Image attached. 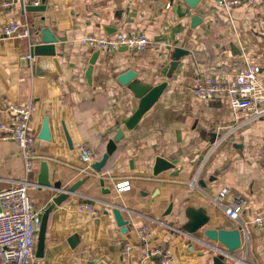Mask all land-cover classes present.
Here are the masks:
<instances>
[{"label": "crops", "instance_id": "1", "mask_svg": "<svg viewBox=\"0 0 264 264\" xmlns=\"http://www.w3.org/2000/svg\"><path fill=\"white\" fill-rule=\"evenodd\" d=\"M8 1L0 0V125L12 121L10 105L31 107L35 151L45 157L30 177L36 211L43 216L61 194L37 185L42 163H48L50 181H60L65 190L82 182L50 213L44 257L35 252L34 264H88L103 257L110 264H162L161 257L143 260L146 251L156 250L170 251L171 264H216L213 248L223 245L201 243L203 231L190 238L170 227L184 229L186 212L205 208L210 216L206 228L233 229L237 222L215 203L223 188L230 192L228 202L246 201L242 221L264 212V120L234 111L227 98L201 101L193 89L201 69L240 73L252 63L262 69L264 88V0L233 11L219 9L216 0H201L197 10L182 0L173 5L168 0H45L39 12L25 11L20 3L7 7ZM196 15L202 23L194 28ZM12 22H27L30 38L5 36ZM133 31L147 35L146 51L104 54L83 43L90 35ZM43 39L57 40L56 55L26 61L31 47ZM179 49L187 53L175 58ZM36 61L48 73L37 75ZM130 71L134 79L125 85L119 79ZM133 83L166 88L129 129L139 103ZM3 136L0 131V191L24 178L20 151ZM110 141L116 151L102 171L80 174L78 149L89 147L101 160ZM161 158L173 167L157 165ZM156 166L163 169L158 175ZM126 181L130 191L118 193L116 185ZM194 182L198 187L192 188ZM111 204L121 207L140 246L122 234ZM85 205L95 214L82 210ZM142 227L152 233L147 243L136 235ZM249 234L248 255H235L248 264H264V227H249ZM72 237L75 247L69 243ZM128 244L134 249L124 258Z\"/></svg>", "mask_w": 264, "mask_h": 264}, {"label": "built area", "instance_id": "2", "mask_svg": "<svg viewBox=\"0 0 264 264\" xmlns=\"http://www.w3.org/2000/svg\"><path fill=\"white\" fill-rule=\"evenodd\" d=\"M16 3L22 4L26 11L29 6H40L42 0H9L6 6L11 7ZM256 3L257 0H216L219 9L229 11L245 5L255 6ZM170 6L168 5V8ZM30 33L27 22L24 24L12 22L4 30L5 36H16L21 40L30 38ZM83 43L96 52L113 54L121 48H127L132 52H144L148 49L150 41L145 33L133 31L105 36L90 35L83 39ZM31 60V56L26 58L29 63ZM261 75V67L253 63L247 64L240 73L201 69L195 80L193 94L197 99L206 102L227 98L234 111L244 112L252 121L264 120V88ZM8 112L12 115V121L0 125V131L4 133L2 140L14 142L18 147L23 162L24 178L15 181L12 188L0 191V264H34L42 215L36 211L34 200L29 194V189L34 185L30 177L37 162L44 160L45 157L35 151V138L30 132L33 114L31 107L10 105ZM215 149L214 144L210 153H213ZM78 155L82 164L80 174L91 175L93 164L99 161L98 156L86 146L78 149ZM191 186L195 188L198 184L194 182ZM130 189L129 181L116 185L118 193L127 192ZM229 196V190L223 188L215 203L224 210L230 220L237 222L235 227L241 229L242 235V246L238 251L247 256L250 249L249 227H264V212L246 223L242 221L246 201L237 197L228 202ZM82 210L95 214L94 208L89 205L83 206ZM170 229L174 234L186 235L180 229L173 227ZM136 235L144 243L152 238L148 227L138 229ZM133 249L134 246L128 244L123 251V257L130 258ZM213 251L224 261L248 264L245 260L238 259L235 252H230L227 248H213ZM170 256V251L165 253L160 250L146 251L143 260L161 257L162 264H171L173 260Z\"/></svg>", "mask_w": 264, "mask_h": 264}, {"label": "water", "instance_id": "3", "mask_svg": "<svg viewBox=\"0 0 264 264\" xmlns=\"http://www.w3.org/2000/svg\"><path fill=\"white\" fill-rule=\"evenodd\" d=\"M175 0H168V2L173 5ZM181 1V0H177ZM187 7H189L192 10H197L198 5L200 4L201 0H182ZM45 10V0H42V3L40 6H29L27 7L26 11L28 12H39ZM200 23H202V19L199 15H196L192 19V27H197ZM57 40L47 41L46 39L42 40L41 44L33 45L30 49L31 58H39V57H54L56 55L55 50V44ZM120 51H128L127 48H121ZM187 53V51L184 50H177L176 54L174 55L175 58H179L180 54ZM48 73L46 70L41 69L40 62L36 61V74L37 75H44ZM135 74L130 71L127 74L123 75L119 80L123 84H128L134 79ZM131 88L134 90L135 96L137 99H139V103L137 106H134L135 108V114L129 119L127 122V127L129 129H133L142 116L147 113L152 106L157 102V100L162 95L163 91L166 88V85H160L155 88L150 87H143L138 84H132ZM41 137H45V135H42ZM116 143L115 141H110L107 147V151L102 157L101 160L95 162L92 166V168L97 172L100 173L102 169L105 167L108 159L112 154L116 151ZM157 165H163V169H169L173 167V163H169L165 161L164 159H158ZM163 169H159L158 166H156L155 174L158 175L160 172H162ZM100 186L104 188L105 186V179H101L99 182ZM204 186L203 183L200 182ZM37 185L40 188L44 189H50L53 191H57L60 194L59 197L54 199V203L44 212L42 219H41V226L38 233V241H37V248H36V257L37 258H43L44 257V251H45V241H46V232L48 227V220L50 213L54 210L55 206L60 205L63 201L68 199L71 195H75L77 193L78 188L82 185L81 183H76L72 187L68 189H63L62 183L60 181H56L52 183L50 181V168L48 166L47 162L42 163L41 165V171L40 176L38 178ZM104 193H110L109 190H104ZM111 207L113 208V215L115 218V221L118 225V227L121 229V232L123 235L126 236V238L129 240V242L134 246H140V242L136 240L134 234L132 232H129L128 224L129 222L126 221L122 215V209L118 205L111 204ZM172 207H170L167 211V215L171 212ZM186 215L189 219V223L184 227V229H181L183 233H185V236H188L190 238L193 237L194 234H197L198 232L203 231L205 239L200 240L201 243H205L206 241H212L214 243H220L225 248H227L230 252H236L238 251L242 246V235H241V229L234 227L231 230L226 229H208L206 228L210 222V216L208 215V211L205 208L201 209H189L186 212ZM242 223V222H241ZM76 237H72L69 240V243L72 247H75L76 244ZM206 244V243H205ZM222 257H216L214 259L216 264H223ZM101 262H104L106 264H110L109 259L106 257H103L101 259H95L93 261H89L88 264H100Z\"/></svg>", "mask_w": 264, "mask_h": 264}]
</instances>
